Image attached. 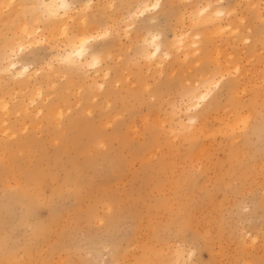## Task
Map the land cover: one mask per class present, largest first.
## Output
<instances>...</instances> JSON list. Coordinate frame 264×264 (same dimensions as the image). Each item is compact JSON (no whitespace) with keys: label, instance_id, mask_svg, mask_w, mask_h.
Instances as JSON below:
<instances>
[{"label":"rangeland","instance_id":"rangeland-1","mask_svg":"<svg viewBox=\"0 0 264 264\" xmlns=\"http://www.w3.org/2000/svg\"><path fill=\"white\" fill-rule=\"evenodd\" d=\"M75 1H76L77 5L79 6V4L84 3L83 1H86V0H75ZM147 1H148V3H152L154 0H147ZM206 1L207 0H160V4L157 8L151 7L149 10L145 11L144 13L139 11V13L137 14V13H135V11L137 9V6L141 5V3H142L141 0H114V1L113 0H94V2L92 0L91 1L92 5L91 4L88 5L85 8V10L82 12L86 13V19H88L87 22L92 24V26H95L97 35L99 34V36L97 37V40L94 44H96L98 47L105 45L104 47L102 46V49H103L101 51L102 55H100L101 60L103 59L102 61H100L96 65L95 64H93L92 66L91 65H84V66H82V68L78 69L76 67H73V68L67 67V65H64L63 63H60L59 61L55 60L56 62H54V64H55L54 66L56 67V73H54L55 75L53 74L54 76L50 75V78H49L50 80H53L55 82V83H53L54 85L50 84L49 79L42 78L41 76H39L41 78L38 77L39 79H37V81H36V79L34 80L33 78H31L32 82L30 84L32 86L30 85L29 87L26 88V90H21V92L17 91V89H16V91H13L15 88H14L12 80L11 79H10L11 81L7 80V79H9L8 76H4L6 78V79L4 78V80H3V78H0V81L1 80L3 81V82L2 81L0 82V88H1L0 89V96H1L0 99L6 98V100H8V102H9L8 106L10 108L7 110V114H6L5 110L4 111L1 110L3 108L0 109V119L2 120V117H4V119L6 118L4 124H5V126H8L9 129H6L5 131L6 132L8 131V133H9V131L13 132V133H11V135H10V133L9 134L6 133L3 130V128L1 129V127L4 124L3 125L0 124V142L3 144H8L9 142H11L10 144H8L6 150L0 147V163L4 162L5 165L9 164L6 168V170H8V172L6 171L8 175L6 174V172H4V174L3 173L1 174V172H0V177L2 175L5 178H7V179L4 178L2 181H0L1 188L8 186L7 187L8 189L3 188V189H6V192L5 191L2 192V189L0 188L1 189L0 190L1 191L0 192V194H1L0 200L5 199L6 201H8L9 199H11V202H10L8 208L6 209V211L4 213L5 224L3 226V232L1 233L2 235L0 236V241L2 239V241L0 242V249H1L0 254H4L7 251L11 250L16 254L15 256L17 258L18 257L21 258L23 255V252L25 250L31 249L34 257H37V260H42L44 255L51 252V257L53 258L54 261H57L59 257L62 258L64 256L62 260L65 264H111V262H109V261H110L111 256H113V255L114 256L119 255L121 257L125 256V260L127 262L133 261L134 256H136L138 254V252H140L141 247H139V245L143 244L146 241H152L154 243L155 248H156L155 249L156 253L160 257L163 255V257H161V258H171L174 256V253L184 250L183 251V258L179 260L178 264H240V263L245 264L246 262L248 263V261L251 260L250 258H252V260H251V262H249V264L250 263L256 264V260H253V258H257L256 256L264 257V232H263L264 231V211H263L264 210L263 209L264 208V198H262V197H264L263 196L264 195V169H263L264 168V155L262 156V154H264V138H263L264 137V134H263L264 133V122H261V120H260L261 118L253 116L254 119L252 118L253 120L251 119L250 120L251 122H249L246 126H244L245 128H242L243 125L241 126V124L237 125V127L236 126L235 127L229 126L228 122L231 119V116L228 115L229 114L228 112H230V111L227 110V106H226V104H227L226 98L228 99V94H229V91L227 88V82L229 80H231V77L233 75H236L235 69L233 67H231L229 69L231 73H229L228 75L224 74V77L221 79V81L218 84L213 85V88H211L212 92L208 95V97L206 99L201 101V103H200L201 105L198 106L197 109L186 110V108L184 106V104H185L184 100H186V98H185L186 97V95H185L186 90L184 88L187 86V84L185 82L184 73L190 71L193 74L192 75L190 73H187V74H189V75H187L188 77L191 76L190 78L192 79L193 84L195 83V81H199L200 83H202L204 81L203 80L204 77L200 75L201 73H203V72H201L202 67L205 66V70L209 71V72L213 71L212 68L214 67L213 60H209L207 58V56L205 55L206 54L205 48L208 49L209 51L211 50V53L213 55H216L215 50L213 48L214 47L217 48L218 46H219L218 48H220V50L223 49L220 51L221 53L219 54V58L221 59V60L219 59L220 64H222L221 62L225 63L226 57H230V56L236 57V58H238L237 60H238V64H239L240 68H242L241 70L244 72L245 71L247 72V75L245 76L246 78L242 77V80L240 82V86H241V88H240L241 93L240 94H241V97L243 98V100L247 101L250 98V95L252 93L251 88L253 87L251 85H254V84L259 85L261 83V78H262L261 77L262 76L261 70L264 67V62H259V60L256 59L257 57H260L261 61L264 60V47H263V45H264V43H263L264 42V40H263L264 39V36H263L264 35V29H263L264 26H261L264 24V16H263L264 15V8H263L264 7V0H244V1L243 0H237V1L236 0H220V1L218 0V2L216 0H210V1H212L210 3L213 7H218V8L220 7V8H226L227 9L230 6L227 9V11L228 10H229V12L230 11L232 12V10L235 11V12L233 11L232 13L230 12V14H228L229 12L226 11L227 16H226V14H224L225 16L223 15L222 20H221L222 23L224 22L223 23L224 25L226 23H228L229 21H238L239 22V19H242V20H240V23L242 22L241 24H244L245 28H247L246 29L247 32L249 31V28H250V32H251L250 34L253 35L252 39L247 40L248 43L244 41L245 43H243V44L242 43L240 44L238 42L234 43L232 40H230L229 36L227 34L229 30L224 29L226 27H223V29H220V31L222 33L218 32L219 34L216 33V34H214V36H211V35L205 36V34L208 31L213 30L210 23H199L198 22L196 24L194 23L193 24L194 26L192 25V23L189 20L192 21L194 18V15L192 13L193 10L190 13H188V10L190 11V9H192L196 5L201 6V5L205 4ZM240 1H241V4H240ZM252 1H253V4L254 3L255 4L249 5L252 3ZM257 2H258V4L256 5ZM15 4L16 5L19 4V5L16 6ZM224 4H226V5H224ZM12 5H14V6H12ZM231 5H232L233 9H231L232 8ZM15 6L17 8H19V9H14V11H16L15 14H13L14 12L10 13L9 14L10 18L8 19V21H5V22L3 20L0 21L1 22L0 23V57H1L0 58L1 59L0 60L1 61L0 66L5 62L4 57H5L7 50H8L6 47L8 46L10 39L18 36L17 30L14 31V29H13L14 25H16V27H17L19 24H21V20H23L22 22H28V24L41 26L40 28L42 31L41 30L38 31L37 34L40 33L38 35H42L47 30V27H45L43 25V22H44L43 20L48 19V17L44 13H42V11L40 10L41 7L38 6V0H14V3L11 4V7L15 8ZM188 6H190V7H188ZM234 6L235 7L237 6V7L235 8ZM248 6H251V7H248ZM6 7L7 6L3 7V9L1 10L2 14H0V16H2L3 14L6 15L10 11L11 7H7V9H4ZM132 7H134V8H132ZM184 9H185V11H184ZM249 9L251 10V12L249 11ZM252 10H253V12H252ZM181 11H182V13H179ZM132 13H135L136 16ZM129 14H130V16H129ZM127 15H128V17H127ZM180 15H182V20L180 18H179L180 20H177L176 18L179 17ZM243 15L245 16V19H243L244 18ZM36 16H38L39 18L35 19ZM238 16L239 17L241 16V17L238 18ZM183 17H185V18H183ZM33 20L35 21V23L33 22ZM177 21H180V22L182 21L181 23L184 22L183 23L184 25H182L181 23L179 24V22L176 23ZM92 22L97 23V25L95 23H92ZM173 22H174V25H173ZM256 22H257V24H256ZM126 23H128V24H126ZM188 23H189L190 27H189ZM125 25H127L129 27L128 28L129 34H128V30H127ZM258 25L261 28H259ZM105 26H107V27H105ZM164 26H166V27H164ZM207 26H208V31L206 29ZM175 27L177 29H180V30H177ZM195 27H196V29H195ZM98 28H99V30H97ZM124 28H126V29H124ZM172 28L174 29L175 32L177 31L178 33H180V32L187 33V31H188V34H190V35L192 33L193 34L198 33V35H200V38L203 42L202 44L200 43V49L198 50V52L196 51L194 53V55H192V57H188L185 59H183L182 57L179 58L177 55L172 56L170 58H166L165 59V65L163 66V70L160 73H157L158 69H155V67L153 65L149 69L145 68L146 65H144L143 63L146 60L144 61V59L141 55L142 54L141 52L143 51V49L146 46H148L150 49H152L153 46L150 45V44H152V42L151 43L148 42V45H147V43L146 42L144 43L142 39L145 37V35L147 38L150 39V37L148 36V35H150L149 33H160L161 34L160 36H162V38H161L162 48L163 49H169V48H171V46H170L171 38L170 37H172L173 32H170V31H173ZM43 29H44V31H43ZM106 29L107 30L109 29V30L107 31ZM114 29H116V30H114ZM260 29L263 31H261ZM101 31H102V33H101ZM105 31H107V32L105 34H103V32H105ZM125 31H127V32H125ZM124 32L127 34H125ZM147 32H149V33H147ZM166 32H167V34H166ZM143 33H145V34H143ZM224 33H226V34H224ZM139 34L143 35L144 37L141 39L142 36L140 35V37H139ZM193 34L191 35L192 37L190 36L191 38L194 37ZM125 35H126V37H125ZM163 35H165V36H163ZM168 36H170V37H168ZM166 37H168V38H166ZM22 39H24V37ZM140 39L142 41H139ZM217 40H219V41H217ZM119 41H120V43L116 44ZM148 41H150V40H148ZM206 41H207V43H206ZM35 42H32V43L27 42L26 43L27 47L25 46L23 48L24 50L16 53V56H15L16 60L18 59L19 61L24 62V63L31 60L29 62H33L34 64H37V66H39L41 64V62L42 63H43V61L45 62V60L48 59V57L46 55L49 56L51 53L49 51L50 49L48 47L47 41L43 38L40 40V42L39 41H37L36 43ZM121 42H122V44H121ZM217 42H219L218 45H216ZM33 43H35V44H33ZM252 44H255L254 45L255 49L253 48ZM28 45H29V47H28ZM125 46H126V48H124ZM206 46H208V47H206ZM235 46L237 49L235 48ZM120 48H123V49H120ZM202 48L204 51L201 50ZM127 49H128V51H127ZM5 50H6V53H5ZM109 51H110V53H112V54H109L110 56L108 55ZM133 51H134V53H133ZM239 51L241 54L239 53ZM105 52H107L106 56L104 55ZM114 52L117 53L118 57L116 56V53H114ZM225 54H226V56H225ZM251 54L253 57L249 56ZM237 55H239V56H237ZM256 55H257V57H256ZM102 56H103V58H102ZM195 56L197 57V61H195L196 60ZM198 56H200V58H198ZM175 57H177V58H175ZM133 59H134V61H133ZM190 62H193V64L191 63L193 66L190 65ZM195 62H198V63H195ZM246 62H248V63H246ZM139 63H141V65ZM180 65H182V66H180ZM198 65L201 69H199L197 67ZM187 66H189V67H187ZM63 67H64V69H63ZM106 67H109L110 73L111 72L112 73L111 74L109 73V76H107V77H104V75H103V77H102V75L99 76L100 74L104 73L103 70ZM152 67H154V68H152ZM186 68H188V70ZM189 68L191 70H189ZM117 69L119 72L117 71ZM170 69L172 70V72L175 71V74L173 72V75H174V77L172 78L173 81L169 82V79H168L169 73L168 72L171 73ZM183 69L186 71H183ZM59 70H61V71H59ZM145 70H147V72H145ZM231 70H233V71H231ZM44 71L45 72H43V73H45L47 76L48 75L47 69H44ZM176 71H177V73H176ZM78 72L81 73V75H79ZM83 72H85V73H83ZM86 72H87V74H86ZM76 73L78 74L77 78L75 77ZM125 73L129 74V75H126ZM3 74H5V73H3V72L1 73V71H0V77H2ZM66 74H68V75H66ZM69 74H70V76H69ZM120 74H121V76H120ZM93 76H94V78H93ZM147 76H149V77H147ZM176 76L178 78H176ZM227 76H228V78H227ZM95 77H97V78H95ZM125 77H129V78H125ZM152 77H154V78H152ZM104 78L107 81H106L105 85L100 86L99 83ZM43 79H44V82L42 81ZM116 79H117V82L115 81ZM143 79H145V80H143ZM70 80H73V81H70ZM124 80H126V81H124ZM161 80H163V82H160ZM68 81H70V82H68ZM114 81H115L116 85H115ZM155 81L157 83L158 82L159 83L155 84L156 83ZM63 82H64V84H63ZM93 82H96V83H93ZM97 82H98V84H97ZM167 82H169V84ZM11 83H12V85H11ZM32 83H34V84H32ZM43 83H45V84H43ZM134 83H138V84H134ZM162 83H165V84L163 85ZM65 84H66V86H64ZM131 84H132V86H131ZM34 85L35 86L38 85V87L41 88V93H38L39 95H37V93H36L37 91L35 92L36 87ZM60 85L62 86V88ZM97 85L99 87H97ZM133 85H135V86H133ZM140 85H145L146 87L145 86L141 87ZM12 86L14 88L13 90H11ZM33 86L35 87V89L32 88ZM128 86H130V87L128 88ZM53 87H55L54 92H52L54 90ZM9 88H10V90H9ZM82 88H83V90H85V93H84V91H82ZM149 88H151V89H149ZM57 89H59V90H57ZM66 89H68V90H66ZM96 89H97V91H96ZM162 89H164L165 91ZM93 90H94V92H93ZM142 90H143V92H142ZM61 91H62V93H60ZM30 92L31 93L35 92V93L32 95ZM55 92H57V93H55ZM76 92H78V93H76ZM13 93H14V95H13ZM152 93H153V95H152ZM181 93H182V95H181ZM16 94L18 95V97ZM142 94H143V96H142ZM44 95H46V97H44ZM48 95H49V97H48ZM62 95H65V97ZM31 96L34 97L35 101L32 103H28V99H26V98H29ZM93 96H95V98H93V100H92L91 98ZM106 96H109V97H106ZM149 96H151V99ZM76 97H78V98H76ZM47 98L53 103H51L50 101L47 102L48 101ZM104 98L106 100L108 99V103H107L108 106H106V104H104V103H106V100ZM56 99L58 100L57 102H56ZM76 99H78V100L76 101ZM85 99L87 102L85 101ZM121 99H122V101H121ZM261 99L262 98H260V99L258 98L257 103L259 105L258 110L261 112V114H263L264 110L261 109V107H260ZM158 100H159L160 104H158L159 103ZM35 102H36V104H35ZM72 102H74V103H72ZM75 102H78V103H75ZM151 103H152V106H151ZM89 104L92 106H90ZM36 105H37V108H36ZM52 105H54L55 107L56 106L57 107L62 106L64 108L68 107L67 112L65 111L66 114L72 113V114L76 115L78 113L79 116L83 117V115H86L90 118V120H92V122L94 121L93 122L94 129H95L94 138L88 139L86 137H82V146H83L82 150L83 151L81 154H77L75 156V159H74L75 165H78L80 167V171L77 174V178L72 180L73 182L72 181L68 182L69 184L67 183L66 185L65 184L62 185L61 181L59 180L58 176L62 173V168L59 166L57 167L54 164L52 165V163H53L52 157H53L54 153L56 152V150L60 149V151L64 152V153H62L63 159H65L67 157L73 158L71 155H74L76 150L74 149V146L72 144H75V143L72 142V144H68L65 146L63 144V140H62V136H61L63 132L61 131L60 133H57V134L55 133V131L58 129L57 127L61 126L62 123L60 125L54 126L55 122L53 119V115L51 113V106ZM178 105H180V106H178ZM166 106H168V107H166ZM208 106L212 107L209 110L211 112H208V121H209L208 123H209L210 128H208L209 126L206 128V126H203V124L200 123L201 122V120H200L201 116L198 117L200 119H196L195 121H192V123L189 122V120L187 122L186 117L193 115V114L197 115V114H199V111L201 109L208 107ZM26 107L28 109H26ZM34 107H35V109H34ZM86 107H89V108H86ZM92 107H93V109H92ZM124 107L126 108L125 110H124ZM216 107H218V108H216ZM221 107H222V109H221ZM24 109H26V110H24ZM171 109H173V110H171ZM180 109H181V111H179ZM39 110H40V112H38ZM83 110H85L87 114L84 113ZM122 110H123V112H121ZM87 111L90 112V114H88ZM108 111H109V113H108ZM154 111H156V112H154ZM1 112L3 115L1 114ZM14 112L16 115L14 114ZM110 112H111V114H110ZM147 112H149V117L145 118L146 117L145 114H147ZM10 113H11V115H10ZM22 113H24V114H22ZM115 113H117V115ZM118 113H120L119 115H121V116H118ZM136 113H137V115H136ZM163 113L167 114L166 119H164L165 115ZM171 113H172V115H171ZM113 114H115L116 117L112 116L113 120L111 122L108 121V122H110V124L107 122L106 123L103 122V121H105L107 116L113 115ZM152 114H154V115H152ZM143 115L145 116L144 118H143ZM155 115H158V118H163V116H164L163 119L167 120V122L164 121L163 119H162V121L160 119L156 120L157 117H155ZM170 115H171V118H170ZM230 115H231V113H230ZM140 117H142V118H140ZM152 117H154V118L151 119ZM209 118H210V120H209ZM36 119H38L39 121ZM52 119H53V121H52ZM8 120H9V122H8ZM12 120H13V122H12ZM179 120L182 122L179 123L178 122ZM59 121H62V120H59ZM159 121H161V123H164V124L161 125ZM158 122L160 125L158 124ZM198 122L200 124H198ZM34 123H37L38 125L36 124L35 125L36 127H35L33 125ZM41 123H43V124H41ZM153 123H154V125H153ZM184 123L186 125H188V124L189 125L186 127H183V126H185ZM150 124L153 126H151ZM40 125H41V127H39ZM52 125H53V127H52ZM133 125H136V126H133ZM170 125H172L173 128H171L172 126H170ZM253 125H254V127H253ZM47 127H49V128L47 129ZM97 127H99V128H97ZM136 127H138V129H139L138 131H137ZM148 127H149V129H147ZM156 127H158V128H156ZM24 128H26V129H24ZM37 128H38V130H37ZM165 128L169 129V130H167V132H166ZM13 129H14V131H13ZM61 129H62V127H59V130H61ZM127 129H129V130H127ZM135 129L138 133L141 129V131H140L141 134L140 133L138 134L139 136L137 135V133H136V135L131 133V131L132 130L134 131ZM209 129L212 131V133ZM214 129H215V131H214ZM22 130H24V131H22ZM26 130H27V132H26ZM233 130H234V132H232ZM237 130H239V132ZM251 130H252V132H251ZM2 131H4V132H2ZM208 131L210 133H208ZM220 131H222V132H220ZM151 133L155 136V138L157 140V143H156L157 147L163 148V150L160 148L159 149L157 148L158 151H155V153H156L155 158H157V160L159 158L160 161H162L164 163L167 162V164L171 165V170L169 172L173 174V176L175 177L176 180H178L177 187H178V189H180L179 194H175V188L174 187L173 188L165 187V189H161V191L159 193H156L154 186H152L153 182H151V181L148 182V178L152 175H153V177L159 176V173L156 172V169L155 170L150 169V171H145L144 167L146 166L147 163H145L143 161H139V160H142V157H140V159L133 157V155L135 154L134 153L135 149L140 146V143L142 141L148 139L150 137ZM132 134H133V137L131 136ZM227 134H229V135H227ZM258 134H260V135H258ZM15 135L17 138L15 137ZM28 135L29 136L32 135V136L29 137ZM256 135H258V136H256ZM19 136H24L25 140L21 141V142L17 141ZM116 136L118 139L116 138ZM9 137H11V138H9ZM45 137H47V138H45ZM51 137L53 139L54 138L55 139L53 140ZM200 137H202V138H200ZM208 137H210V139ZM237 137H240V139ZM169 138L170 139L172 138L173 141L171 139L172 142H170ZM188 138H189V140H188ZM235 138H237L238 140H236ZM35 139H37V142ZM45 139H46V141H45ZM93 139H94V142H93ZM100 139H101V142L99 141ZM105 139L107 142L105 141ZM196 139H197V141H196ZM199 139H200V141H199ZM11 140H14V141H11ZM55 140H56V144H55V142H53ZM258 140H261V141H258ZM28 141H29V143H28ZM38 141L40 143H38ZM51 141H52V144H51ZM95 141H96V143H95ZM194 141H196V143H200V144L201 143H205V145L207 144L206 145V151L208 150V152H205V156L203 158L198 159V160L191 159L192 156L189 153V151L190 152L192 151L191 143H193ZM12 142H14V144ZM211 142L214 146L210 145ZM35 144H37V145H35ZM171 144H173V145H171ZM208 145H210L211 147H209ZM20 146H22V147L20 148ZM257 146H259V147H257ZM242 148H243V150H242ZM257 148H259V149L256 150ZM25 149H26V151H25ZM40 149L44 152V156L46 158L44 160V162H46V163L43 162L44 164L42 166V169L44 171V176L41 177V180L39 182V184H40L39 189L41 188V190H38L36 192V196H35L36 197L35 203L36 204L39 203V205L35 204L33 207H27L26 203L23 200H20V199L16 200V199H13L11 197H12V194L16 190L19 189V187H17L18 189L16 188L17 182H18L17 186L22 187L23 186L22 184H24V185L27 184V181L29 179V175H32L36 172L37 166H36V161L34 159L36 158ZM222 149H223V151H222ZM174 150H176V151H174ZM151 151H152V149H151ZM172 151H174V152H172ZM184 151H185V153H184ZM258 151L259 152L261 151L260 152L261 154ZM13 152L17 153V154H15V156L17 155V157L12 155ZM48 152L50 153V155ZM144 152L147 153L146 150ZM157 152H159V153H157ZM169 152H171V153H169ZM23 153H25V154H23ZM27 153H29L28 156H27ZM67 153H69V155ZM252 153L254 155H252ZM22 154L25 155L26 158L24 156L20 157V155H22ZM168 154H169V156H168ZM184 154H185V156H182ZM1 155H2V157H1ZM258 155L260 157H258ZM10 157L11 158L13 157V158L11 159ZM215 157H216V159H215ZM6 158L9 159L10 163H9L8 159H6ZM107 158H109L113 161L112 166L109 165ZM132 158H134V159L131 160ZM253 158L255 159V161ZM20 159H22V160H20ZM6 160H7V162H6ZM11 160H13V161H11ZM201 160H202V163H201ZM215 160H217V161H215ZM225 160H227V161H225ZM125 161H126V163H125ZM186 161H188V162H186ZM199 161H200V164H199ZM205 161H207V162H205ZM211 161H212V163H211ZM22 162H23L24 167L27 166L23 170H22V168H24V167H22ZM47 162H49V163H47ZM217 162H218V164H216ZM118 163H119V165H118ZM226 163H227V165H226ZM251 163H252V166H251ZM123 164H125V165H123ZM259 164H260V166H259ZM11 165L14 167H12ZM18 165H19L20 169L18 168ZM50 165H52V166H50ZM65 165H66V169L72 167L71 162H67ZM201 165L202 166L204 165V166L202 167ZM216 165H217V167H216ZM235 165H236V167H235ZM53 166L56 169H54ZM123 166H125V167L127 166V167L125 169H123ZM28 167H29V169H28ZM45 167H46V169H45ZM155 167H157V164L155 165ZM201 167L203 169H201ZM11 168H12V170H11ZM233 168L235 170L234 172L232 171ZM13 169H15L14 170L15 174L13 173L14 172ZM219 169H221V170H219ZM227 169L228 170L231 169V170L228 172ZM238 169H239V171H238ZM52 170H53V172L55 171L54 173H57V174L56 175L51 174L50 172H52ZM255 170H257V171H255ZM27 171H28V173H27ZM88 171H90V172H88ZM109 171H111V172H109ZM203 171H205V172H203ZM29 172H33V173H29ZM236 172H238V173H236ZM25 173H27L29 175H27ZM228 173H231L232 175L228 174ZM235 173L238 175H236ZM257 173H259V174H257ZM19 174H21V176L17 177ZM22 174L24 176H22ZM113 174L115 175V177L113 176ZM118 174H119V176H118ZM25 175L28 176V178H26ZM52 175H55V176H52ZM168 175H170V174L168 173ZM234 176H235V178L237 176L238 177L235 179ZM240 176H241L242 180L240 179ZM55 177H56V180H54ZM162 177H163V175H162ZM253 177L255 178V180ZM1 178H3V177H1ZM116 178H117V180H116ZM217 178H219V179L217 180ZM105 179H106L107 183L105 182ZM234 180H235V182H234ZM222 181H223V185L221 184ZM103 182H105V183H103ZM231 182H232V185H231ZM252 182H254V183H252ZM14 183H16V184H14ZM261 183H263V184H261ZM9 185L13 186V188L9 187ZM31 185H34V183ZM228 186L229 187L231 186V187L229 188ZM206 187H208V189ZM15 188H16V190H15ZM51 188H53L54 190L52 189L53 191H51ZM149 188H150V190H149ZM198 188H199V190H197ZM232 188H234V189H232ZM146 189H148L149 191ZM216 189H217V191H216ZM56 190H57V192H56ZM203 190H205V191H203ZM200 191L201 192L203 191V192L201 193ZM86 192H87V196H86ZM213 192H214V194H213ZM239 192H241V193H239ZM38 193H39V195H38ZM168 193H170V194H168ZM190 193L192 195H190ZM196 193H198V194H196ZM3 194H4V196H3ZM6 194L8 195V197H6L7 196ZM71 194H74L75 197ZM231 194H233V195H231ZM166 195H170L172 197V199L168 202V207L165 209L164 208L155 209V206H153V204L156 201V199H158L159 196H160L159 199L162 197H166ZM196 195L198 198L196 197ZM220 195H221V197H219ZM258 196H260V197L258 198ZM217 197H218V199H216ZM254 197H255V199H254ZM260 198H262V199H260ZM5 200H4V202H6ZM77 200H79V201H77ZM220 200H222V201H220ZM44 201H45V203H44ZM80 201L82 204L80 203ZM233 201H234V203H233ZM17 202H18V204H17ZM135 202H136V205H135ZM207 202L209 203L208 205H207ZM210 202H212L213 205L210 204ZM20 203L22 205H20ZM119 203H121V206ZM187 203H189V204H187ZM55 204L59 207L58 209H56L57 206ZM107 204L109 206H106ZM147 204L149 206H152L149 210H147V207H146ZM13 205H14V207H13ZM19 205L22 206L21 209H20ZM51 205H52V207H51ZM72 205L75 207H72ZM133 205H134V207H133ZM218 205H219V208H218ZM39 206H41V207H39ZM180 206H181V208H180ZM11 207H13V209H11ZM15 207H17V208H15ZM9 208H10V212H8V214H7L6 212L8 211ZM18 209H19V212H18ZM142 209H143V211H142ZM194 209H195V212H194ZM217 209L220 211H218ZM11 210L14 211L15 213L12 212ZM205 210H208V211H205ZM62 211L65 213H63ZM133 211H138L141 213L143 212L142 215L140 214V216L142 218V223L140 225H138L139 221L135 218ZM11 212H12V214H11ZM193 212H194V214H193ZM168 213H170V214H168ZM212 213H213V215H212ZM214 213L215 214L217 213V214L215 215ZM14 214H16V215H14ZM55 214L59 215L60 217L62 216L61 218H58L59 219V225L63 224L61 226H63V228H65L64 229L65 231L62 233V236H61L60 234H56V227H54L55 231H53L51 233L50 238H49V242H44V241L40 242L38 240V239L42 238L40 231L42 230V228L45 225H47L50 222L52 216ZM109 214L114 215L116 217L119 215L118 216L119 218L115 219L111 224H108L107 223V216ZM9 215H11V216L9 217ZM174 215H176L177 217ZM178 215H180V216H178ZM7 216H8V218H6ZM120 216H121V218H120ZM64 217H66V218H64ZM149 217L153 221V223H152V224H154L153 225V227H154L153 231L155 232L156 238L152 236V229L145 224V223H147V220ZM180 217H181V219H180ZM199 217L200 218L203 217V218L200 219ZM209 217L216 218L215 219L216 221L213 220L212 218L209 219ZM98 218H99V220H98ZM190 219L191 220L193 219L192 220L193 222H191ZM206 219H209V220L206 221ZM12 220H14V221L12 222ZM173 220H174V222H171ZM117 221L119 223H116ZM163 221H165V222H163ZM179 221L180 222L185 221L184 223L186 225L181 227L179 224ZM172 223H174V224H172ZM257 223H260V224L257 225ZM164 224L165 225L167 224V225L164 227ZM170 226H172V227L170 228ZM195 226H197V227H195ZM174 227L176 229H174ZM161 230H162V232H161ZM179 230H180V232H179ZM259 230H261V231H259ZM30 231H32V233ZM181 232L183 234H181ZM70 233H71V236H70ZM253 233L257 236V238L252 241L251 237H252V235H254ZM196 234H198V235H196ZM15 236H17L18 238ZM29 236H30V238L28 239ZM159 236H163V238H160ZM203 236H206V237H203ZM249 236H251V237H249ZM58 239H59V242L56 245L55 242H57ZM14 240H15V242H14ZM165 240H167L166 241L167 243L165 242ZM239 240H241V241H239ZM35 241H37V242H35ZM249 241H250V243H249ZM9 242H10V245L8 244ZM62 242H64V243H62ZM111 244H112V246H111ZM113 245H115V246H113ZM204 245H208V246H204ZM15 246H16V250H15ZM209 246H211V247H209ZM5 247H7V248H5ZM18 248H19V250H18ZM37 248H39V252L35 253V250ZM56 248L58 251L56 250ZM243 248L246 249L247 253H243ZM177 249H181V250H177ZM174 251H176V252H174ZM112 253H113V255H112ZM243 256H244V258H243ZM245 256L247 257V259L245 258Z\"/></svg>","mask_w":264,"mask_h":264},{"label":"bare ground","instance_id":"bare-ground-1","mask_svg":"<svg viewBox=\"0 0 264 264\" xmlns=\"http://www.w3.org/2000/svg\"><path fill=\"white\" fill-rule=\"evenodd\" d=\"M91 1L92 0H86V1H83L84 3H82V4H79V6L77 5V3H76V1L75 0H38V6H40L41 7V11H42V13H44L47 17H48V19H46V20H43L44 22H43V25L45 26V27H47V30L45 31V33H43L42 35H38V34H40V33H38L37 34V32L38 31H40L41 30V26H39V25H33V24H28V22H22L23 20H21V24H19L17 27H16V25H14L13 27V29H14V31L15 30H17V34H18V36L17 37H13V38H11L10 39V41H9V43H8V46L6 47L8 50H7V53H6V50H5V53H6V55H5V62L0 66V71H1V73L3 72V73H5V74H3V76L2 77H0V78H3V80H4V76H8L9 77V79H7V80H12V82H13V85H14V88H13V86H12V89L11 90H13V91H16V89H17V91H20L21 92V90H26V88L27 87H29L31 84V78H33L34 80L36 79V81H37V79H39V78H47V79H49L50 78V75H52V76H54L55 74L54 73H56V67L54 66L55 64H54V62H56L55 60H57V61H59L60 63H63L64 65H67V67H71V68H73V67H76V68H78V69H80V68H82V66H84V65H93V64H97V63H99L100 61H102L101 60V57H100V55H102V46L104 47L105 45H102V46H97L96 44H94L95 42H96V40H97V37L99 36V34L97 35V32H96V27L95 26H92V24H90V23H88L87 21H88V19H86V13H84V12H82V11H84L85 10V8L88 6V5H90L91 4ZM114 1V0H113ZM217 2H218V0H216ZM220 1V0H219ZM237 1V0H236ZM235 1V2H236ZM244 1V0H243ZM93 2H94V0H93ZM92 2V3H93ZM141 5H138L137 6V9H136V11H135V13H139V11L140 12H145V11H147V10H149L151 7H153V8H157L158 6H159V4H160V0H154L152 3H148V1L147 0H141ZM205 2V1H204ZM210 2H212V1H210V0H207L206 1V3L205 4H203V5H201V6H195V7H193L192 9H190V11L188 10V13H190V12H192V10H193V15H194V18H193V20L191 21V20H189L191 23H192V25L195 23H210V25L212 26V28H213V30L212 31H208V26H207V33L205 34V36L207 35V36H214V34H219L218 32H221L220 31V29H223V27H226V28H224L225 30L226 29H228L229 31H228V36H229V39L230 40H232L234 43L235 42H238V43H245V42H247V40H251L252 39V36L253 35H251L250 33V28H249V31L247 32V28H245V26H244V24H241L240 23V20H242V19H239V22L238 21H229L228 23H226L225 25L222 23V17H223V15L224 14H226V11H227V9L230 7H228L227 9L226 8H218V7H213L212 5H211V3ZM251 2V1H250ZM12 3H14V0H0V14H2V9H3V7H5V6H7V7H11V4ZM215 3V2H214ZM230 3V2H229ZM240 4H241V1H240ZM239 4V5H240ZM255 4V3H254ZM253 4V1H252V3L251 4H249V5H254ZM258 4V2L256 3V5ZM16 5V4H15ZM17 5H19V4H17ZM16 5V6H17ZM92 5V4H91ZM136 5V4H135ZM195 5V4H194ZM193 5V6H194ZM224 5H226V4H224ZM233 5V4H232ZM232 5H231V7H232ZM238 5V6H239ZM12 6H14V5H12ZM15 6V8L14 7H11L10 8V11L5 15V14H3L2 16H0V21H8V19L10 18V16H9V14L10 13H13V14H15V12L16 11H14V9H19V8H17ZM31 6V5H30ZM111 6V5H110ZM167 6V5H166ZM221 6V5H220ZM247 6V5H246ZM245 6V7H246ZM7 7L6 8H4V9H7ZM186 7V6H185ZM184 7V8H185ZM188 7H190V6H188ZM235 7V6H234ZM237 7V6H236ZM235 7V8H236ZM248 7H251V6H248ZM253 7V6H252ZM262 7V6H261ZM132 8H134V7H132ZM264 8V7H263ZM24 9V8H23ZM22 9V10H23ZM183 9V8H182ZM189 9V8H188ZM231 9H233V7L231 8ZM261 9V8H260ZM167 10V9H166ZM133 11V10H132ZM184 11H185V9H184ZM234 10H232V12H233ZM248 11V10H247ZM249 11L251 12V10L249 9ZM255 11V10H254ZM40 12V11H39ZM227 12H229V10L227 11ZM231 12V11H230ZM230 12L228 13V14H230ZM231 12V13H232ZM235 12V11H234ZM244 12V11H243ZM252 12H253V10H252ZM258 12V11H257ZM127 13V12H126ZM135 13H132V14H134L135 16H136V14ZM179 13H182V11L181 12H179ZM191 13V14H192ZM125 14V13H124ZM160 14V13H159ZM235 14V13H234ZM186 15V14H185ZM232 15V14H231ZM129 16H130V14H129ZM133 16V15H132ZM165 16V15H164ZM163 16V17H164ZM178 16V15H177ZM190 16V15H189ZM188 16V17H189ZM225 16V15H224ZM226 16H227V14H226ZM236 16V15H235ZM244 16V15H243ZM249 16V15H248ZM257 16V15H256ZM264 16V15H263ZM262 16V17H263ZM127 17H128V15H127ZM134 17V16H133ZM230 17V16H229ZM228 17V18H229ZM241 17V16H240ZM239 16H238V18H240ZM39 17L38 16H36L35 17V19H38ZM132 18V17H131ZM172 18V17H171ZM182 20V15H180L179 17H177L176 19L177 20H180V19ZM183 18H185V17H183ZM190 18V17H189ZM237 18V19H238ZM23 19V18H22ZM243 19H245V16H244V18ZM134 20V19H133ZM153 20V19H152ZM12 21V20H11ZM37 21V20H36ZM90 21V20H89ZM101 21V20H100ZM99 21V22H100ZM130 21V20H129ZM259 21V20H258ZM33 22L35 23V21L33 20ZM175 22V21H174ZM174 22H173V25H174ZM179 22V24L182 22H180V21H177L176 23H178ZM1 23V22H0ZM92 23H95V22H92ZM104 23V22H103ZM184 23V22H183ZM183 23H181L182 25H184ZM190 23V24H191ZM262 23V22H261ZM12 24V23H11ZM18 24V23H17ZM96 25H97V23H95ZM102 24V23H101ZM111 24V23H110ZM113 24V23H112ZM126 24H128V23H126ZM178 24V25H179ZM247 24V23H246ZM245 24V25H246ZM256 24H257V22H256ZM33 25V26H32ZM94 25V24H93ZM166 25V24H165ZM188 25H189V23H188ZM260 25V24H259ZM259 25H258V27H259ZM116 26V25H115ZM126 26V28H127V30H128V34H129V27L127 26V25H125ZM194 26V25H193ZM202 26V25H201ZM253 26V25H252ZM256 26V25H255ZM261 26H264V24L263 25H261ZM105 27H107V26H105ZM109 27V26H108ZM164 27H166V26H164ZM189 27H190V25H189ZM200 27V26H199ZM203 27V26H202ZM257 27V26H256ZM117 28V27H116ZM126 28H124V29H126ZM176 28V27H175ZM211 28V29H212ZM259 28H261V27H259ZM161 29V28H160ZM173 29V28H172ZM177 29V28H176ZM190 29V28H189ZM188 29V30H189ZM195 29H196V27H195ZM210 29V30H211ZM264 29V28H263ZM97 30H99V28L97 29ZM107 30V29H106ZM109 30V29H108ZM107 30V31H108ZM114 30H116V29H114ZM177 30H180V29H177ZM261 30V29H260ZM42 31V30H41ZM43 31H44V29H43ZM107 31H105V32H103V34H105ZM153 31V30H152ZM159 31V30H158ZM166 31V30H165ZM169 31V30H168ZM183 31V30H182ZM187 31V30H186ZM261 31H263V30H261ZM100 32V31H99ZM125 32H127V31H125ZM124 32V33H125ZM151 32V31H150ZM170 32H173L172 33V37H170V36H168V37H170L171 38V44H170V46H171V48H169V49H163L162 48V43H161V38H162V36H160L161 34L160 33H149V32H147V33H149L150 35H148L149 37H150V39L149 38H147L146 37V35H145V37L143 36V35H141V34H139V37H140V35L142 36L141 37V39L143 40V42L145 43H147V45H148V42L149 43H151L152 42V44H150V45H152L153 46V48L152 49H150L148 46H146L144 49H143V51L141 52L142 54V57H143V59H144V61L146 62H144L143 64L144 65H146L145 66V68H147V69H149L152 65L155 67V69H158V72L157 73H160V72H162V70H163V66L165 65V59L166 58H170V57H172V56H175V55H177L179 58L180 57H182L183 59H185V58H188V57H192V55H194V53L197 51L198 52V50L200 49V43L202 44L203 42H202V40H201V38H200V35H198V33H192L193 35H194V37L196 38H191L192 36V34L190 35V34H188V31H187V33H185V32H180V33H178L177 31L175 32L174 31V29H173V31H170ZM195 32V31H194ZM224 32V31H223ZM101 33H102V31H101ZM100 33V34H101ZM162 33V32H161ZM222 33V32H221ZM125 34H127V33H125ZM143 34H145V33H143ZM163 34V33H162ZM166 34H167V32H166ZM224 34H226V33H224ZM2 36V35H1ZM163 36H165V35H163ZM191 36V37H190ZM217 36V35H216ZM257 36V35H256ZM264 36V35H263ZM24 37V39H22ZM125 37H126V35H125ZM168 37H166V38H168ZM199 37V38H198ZM218 37V36H217ZM260 37V36H259ZM45 39L46 41H47V44H48V47H49V51L51 52L50 53V55L48 56V55H46L47 57H48V59H46L45 60V62L43 61V63L41 62V64L39 65V66H37V64H34L33 62H29V61H31V60H29L28 62H26V63H24V62H21V61H19L18 59L16 60V58H15V56H16V53H18V52H21L22 50H24L23 48L26 46V43L27 42H29V43H32V42H37V41H39L40 42V40L41 39ZM219 38V37H218ZM120 39V38H119ZM139 40V41H142V40ZM225 39V38H224ZM148 40H150V41H148ZM221 40V39H220ZM264 40V39H263ZM44 41V40H43ZM105 41V40H104ZM103 41V42H104ZM204 41V40H203ZM217 41H219V40H217ZM245 41V42H244ZM35 42V43H36ZM101 42V41H100ZM213 42V41H212ZM252 42V41H251ZM35 43H33V44H35ZM45 43V42H44ZM120 43V41L118 42V43H116V44H119ZM206 43H207V41H206ZM218 43L219 42H217V44L216 45H218ZM231 43V42H230ZM248 43V42H247ZM253 43V42H252ZM264 43V42H263ZM121 44H122V42H121ZM120 44V45H121ZM205 44V43H204ZM30 45V44H29ZM29 45H28V47H29ZM129 45V44H128ZM149 45V46H150ZM210 45V44H209ZM253 45V48H254V45L255 44H252ZM263 45V44H262ZM130 46V45H129ZM128 46V47H129ZM169 46V45H168ZM27 47V46H26ZM47 47V46H46ZM127 47V48H128ZM206 47H208V46H206ZM219 47V46H218ZM216 48V47H214L213 49L215 50V53H216V55H213L212 53H211V50L209 51L208 49H206L205 48V51H206V56H207V58L209 59V60H213V64H214V67L212 68L213 69V71H211V72H209V71H206L205 70V66H203L202 67V70H201V72H203V73H201L200 75L201 76H203L204 77V81L202 82V83H200L199 81H195V83L193 84L192 83V79L190 78V77H188L187 75H189V74H187V73H190V74H192L190 71L189 72H186V73H184V76H185V82H186V84H187V86L184 88L185 90H186V92H185V95H186V100H184L185 101V104H184V106H185V108H186V110H189V109H197V107L198 106H200L201 104V101H203L204 99H206L207 97H208V95L212 92L211 91V88H213V85H216V84H218L220 81H221V79L224 77V74H229V73H231L230 72V68L231 67H233L234 69H235V72H236V75H233L232 77H231V80H229L228 82H227V88H228V91H229V94H228V99L226 98V100H227V104H226V106H227V110H229L230 112H228L229 114V116H231V119L229 120V122H228V124H229V126L230 127H237V125H239V124H241V126L243 125V127L242 128H245L244 126H246L249 122H251L250 120L253 118L254 119V117H259V118H261L260 120H261V122H264V113L263 114H261V112L258 110L259 109V105H258V103H257V99L259 98H262L261 99V102H260V107H261V109H263L264 110V67L262 68V72H261V74H262V78H261V83L259 84V85H251V86H253L252 88H251V95H250V98L246 101V100H243V98L241 97V86H240V82H241V80H242V77L244 78L246 75H247V72L245 71H242L241 69L242 68H240V66H239V64H238V58H236V57H232V56H230V57H226L225 58V63H223V62H221L222 64H220V61H219V54L221 53L220 51L221 50H223V49H221L220 50V48ZM222 47V46H221ZM234 47V46H233ZM248 47V46H247ZM263 47H264V45H263ZM124 48H126V46L124 47ZM130 48V47H129ZM235 48H236V46H235ZM120 49H123V48H120ZM230 49V48H229ZM234 49V48H233ZM237 49V48H236ZM255 49V48H254ZM126 50V49H125ZM202 51H204L203 50V48L201 49ZM250 50V49H249ZM112 51V50H111ZM124 51V50H123ZM127 51H128V49H127ZM213 51V50H212ZM227 51V50H226ZM47 52V51H46ZM108 52V51H107ZM107 52H105V56L107 55ZM225 52V51H224ZM242 52V51H241ZM258 52V51H257ZM256 52V53H257ZM114 53H116V52H114ZM123 53V52H122ZM133 53H134V51H133ZM214 53V52H213ZM227 53V52H226ZM239 53H240V51H239ZM255 53V54H256ZM109 54H112V53H110V51H109V53H108V55ZM138 54V53H137ZM200 54V53H199ZM204 54V53H203ZM224 54V53H223ZM222 54V55H223ZM231 54V53H230ZM241 54V53H240ZM247 54V53H246ZM139 55V54H138ZM140 55V56H141ZM31 56V55H30ZM45 56V57H46ZM110 56V55H109ZM112 56V55H111ZM116 56H117V53H116ZM130 56V55H129ZM139 56V57H140ZM225 56H226V54H225ZM237 56H239V55H237ZM249 56H252V54L251 55H249ZM248 56V57H249ZM118 57V56H117ZM141 57V58H142ZM253 57V56H252ZM255 57V56H254ZM256 57H257V55H256ZM1 58V57H0ZM102 58H103V56H102ZM112 58V57H111ZM175 58H177V57H175ZM195 58H196V60L195 61H197V57L195 56ZM198 58H200V56H198ZM206 58V59H207ZM121 59V58H120ZM139 59V58H138ZM256 59H258L259 60V62H264V60L263 61H261V58L260 57H257ZM1 60V59H0ZM41 60V59H40ZM128 60V59H127ZM136 60V59H135ZM181 60V59H180ZM194 60V59H193ZM221 60V59H220ZM248 60V59H247ZM132 61V60H131ZM133 61H134V59H133ZM143 61V60H142ZM1 62V61H0ZM129 62V61H128ZM168 62V61H167ZM194 62V61H193ZM193 62H190V65H192L193 64ZM211 62V61H210ZM240 62V61H239ZM173 63V62H172ZM192 63V64H191ZM195 63H198V62H195ZM194 63V64H195ZM208 63V62H207ZM246 63H248V62H246ZM113 64V63H112ZM140 65H141V63H139ZM180 64V63H179ZM124 65V64H123ZM167 65V64H166ZM189 65V66H190ZM196 65V64H195ZM212 65V64H211ZM263 65V64H262ZM130 66V65H129ZM134 66V65H133ZM180 66H182V65H180ZM189 66H187V67H189ZM193 66V65H192ZM88 67V66H87ZM86 67V68H87ZM154 67H152V68H154ZM199 69H201L200 67H199V65L197 66ZM262 67V66H261ZM151 68V69H152ZM44 69H47V73H48V75L46 76V74L45 73H43V72H45L44 71ZM60 69V68H59ZM63 69H64V67H63ZM62 69V70H63ZM88 69V68H87ZM144 69V68H143ZM154 69V70H155ZM173 69V68H172ZM180 69V68H179ZM185 69V68H184ZM183 69V71H186V70H184ZM187 70H188V68H186ZM259 69V68H258ZM66 70V69H65ZM68 70V69H67ZM124 70V69H123ZM171 70V69H170ZM169 70V71H170ZM189 70H191L190 68H189ZM248 70V69H247ZM59 71H61V70H59ZM84 71V70H83ZM86 71V70H85ZM99 71V70H98ZM102 71V70H101ZM104 73L103 74H100L99 76H101L102 75V77H103V75H104V77H107V76H109V73H110V68L109 67H106L104 70ZM117 71H118V69H117ZM149 71V70H148ZM182 71V72H183ZM231 71H233V70H231ZM81 72V71H80ZM119 72V71H118ZM144 72V71H143ZM145 72H147V70H145ZM174 72V74H175V71H173ZM173 72H172V70H171V73L170 72H168L169 74V82L170 81H173L172 80V78L174 77V75H173ZM59 73V72H58ZM82 73V72H81ZM81 73H79L78 72V74L79 75H81ZM83 73H85V72H83ZM89 73V72H88ZM95 73V72H94ZM98 73V72H97ZM102 73V72H101ZM112 73V72H111ZM110 73V74H111ZM123 73V72H122ZM176 73H177V71H176ZM234 73V72H233ZM54 74V75H53ZM78 74L76 73V75H75V77L77 78L78 77ZM86 74H87V72H86ZM126 74V73H125ZM149 74V73H148ZM162 74V73H161ZM199 74V73H198ZM260 74V75H261ZM66 75H68V74H66ZM126 75H129V74H126ZM125 75V76H126ZM131 75V74H130ZM193 75V74H192ZM39 76H41V77H39ZM69 76H70V74H69ZM74 76V75H73ZM120 76H121V74H120ZM135 76V75H134ZM198 76V75H197ZM196 76V77H197ZM200 76V77H201ZM39 77V78H38ZM67 77V76H66ZM147 77H149V76H147ZM52 78V77H51ZM55 78V77H54ZM93 78H94V76H93ZM95 78H97V77H95ZM125 78H129V77H125ZM124 78V79H125ZM145 78V77H144ZM152 78H154V77H152ZM163 78V77H162ZM161 78V79H162ZM176 78H178L177 76H176ZM198 78V77H197ZM227 78H228V76H227ZM246 78V77H245ZM6 79V78H5ZM67 79V78H66ZM114 79V78H113ZM112 79V80H113ZM157 79V78H156ZM10 80V81H11ZM69 80V79H68ZM76 80V79H75ZM143 80H145V79H143ZM152 80V79H151ZM165 80V79H164ZM2 81V80H1ZM0 81V82H1ZM41 81V80H40ZM43 82H44V79L42 80ZM41 81V82H42ZM49 81H50V84L52 85L53 83H55L53 80H50L49 79ZM52 81V82H51ZM70 81H73V80H70ZM70 81H68V82H70ZM97 81V80H96ZM106 79L104 78L100 83H99V85L100 86H103V85H105V83H106ZM116 82H117V79L115 80ZM115 81H114V83H115ZM124 81H126V80H124ZM3 82V81H2ZM57 82V81H56ZM86 82V81H85ZM156 82V81H155ZM160 82H163V80H161ZM169 82H167L168 84H169ZM93 83H96V82H93ZM129 83V82H128ZM147 83V82H146ZM159 83V82H158ZM157 82L155 83V84H158ZM166 83V82H165ZM165 83H162L163 85L165 84ZM2 84V83H1ZM10 84V83H9ZM32 84H34V83H32ZM43 84H45V83H43ZM60 84V83H59ZM63 84H64V82H63ZM67 84V83H66ZM66 84L64 85V86H66ZM97 84H98V82H97ZM134 84H138V83H134ZM152 84V83H151ZM250 84V83H249ZM11 85H12V83H11ZM54 85V84H53ZM58 85V84H57ZM90 85V84H89ZM96 85V84H95ZM115 85H116V83H115ZM118 85V84H117ZM128 85V84H127ZM150 85V84H149ZM181 85V84H180ZM242 85V84H241ZM32 86V85H31ZM35 86V85H34ZM32 87V88H34L35 89V87H36V90H35V92L37 93V95H39L38 93H41V88L40 87H38V85L37 86H35V87ZM61 86V85H60ZM73 86V85H72ZM94 86V85H93ZM124 86V85H123ZM131 86H132V84H131ZM133 86H135V85H133ZM141 87L142 86H145V85H140ZM154 86V85H153ZM162 86V85H161ZM168 86V85H167ZM96 87V86H95ZM97 87H99L98 85H97ZM126 87V86H125ZM130 86H128V88H129ZM146 87V86H145ZM144 87V88H145ZM148 87V86H147ZM182 87V86H181ZM11 88V87H10ZM10 88H9V90H10ZM44 88V87H43ZM54 88V90L52 91V92H54L55 91V87H53ZM61 88H62V86H61ZM66 88V87H65ZM64 88V89H65ZM70 88V87H69ZM81 88V87H80ZM79 88V89H80ZM155 88V87H154ZM153 88V89H154ZM179 88V87H178ZM1 89V88H0ZM63 89V90H64ZM71 89V88H70ZM77 89V88H76ZM87 89V88H86ZM136 89V88H135ZM140 89V88H139ZM149 89H151V88H149ZM183 89V90H184ZM3 90V89H2ZM57 90H59V89H57ZM66 90H68V89H66ZM133 90V89H132ZM144 90V89H143ZM143 90H142V92H143ZM161 90V89H160ZM162 90H164V89H162ZM227 90V89H226ZM244 90V89H243ZM79 91V90H78ZM82 91H84V93H85V90H83V88H82ZM96 91H97V89H96ZM165 91V90H164ZM9 92V91H8ZM34 92V93H35ZM51 92V91H50ZM65 92V91H64ZM90 92V91H89ZM93 92H94V90H93ZM134 92V91H133ZM149 92V91H148ZM152 92V91H151ZM10 93V92H9ZM15 93V92H14ZM14 93H13V95H14ZM27 93V92H26ZM31 93V92H30ZM34 93H31L32 95L34 94ZM55 93H57V92H55ZM60 93H62V91L60 92ZM76 93H78V92H76ZM80 93V92H79ZM96 93V92H95ZM166 93V92H165ZM23 94V93H22ZM28 94V93H27ZM30 94V95H31ZM48 94V93H47ZM64 94V93H63ZM139 94V93H138ZM17 95V94H16ZM52 95V94H51ZM79 95V94H78ZM77 95V96H78ZM88 95V94H87ZM146 95V94H145ZM152 95H153V93H152ZM151 95V96H152ZM155 95V94H154ZM158 95V94H157ZM181 95H182V93H181ZM248 95V94H247ZM62 96H64L65 97V95H62ZM73 96V95H72ZM142 96H143V94H142ZM151 96H149L150 97V99H151ZM168 96V95H167ZM1 97V96H0ZM5 97V96H4ZM8 97V96H7ZM14 97V96H13ZM17 97H18V95H17ZM37 97V96H36ZM44 97H46V95H44ZM48 97H49V95H48ZM52 97V96H51ZM75 97V96H74ZM73 97V98H74ZM87 97V96H86ZM106 97H109V96H106ZM157 97V96H156ZM173 97V96H172ZM210 97V96H209ZM40 98V97H39ZM60 98V97H59ZM76 98H78V97H76ZM81 98V97H80ZM91 98V97H90ZM93 98H95V96H93L91 99L93 100ZM122 98V97H121ZM145 98V97H144ZM143 98V99H144ZM155 98V97H154ZM176 98V97H175ZM26 99H28V103H32V102H34L35 101V99H34V97H29V98H26ZM48 99V98H47ZM68 99V98H67ZM105 99V98H104ZM157 99V98H156ZM155 99V100H156ZM163 99V98H162ZM178 99V98H177ZM1 101H0V109L1 108H3V109H1L2 111H6V114H7V110L8 109H10L9 108V106H8V100H6V98H2V99H0ZM39 100V99H38ZM78 99H76V101H77ZM106 100V99H105ZM182 100V99H181ZM44 101V100H43ZM50 100L48 99V101L47 102H49ZM53 101V100H52ZM58 100L56 99V102H57ZM66 101V100H65ZM72 101V100H71ZM84 101V100H83ZM85 101H86V99H85ZM121 101H122V99H121ZM165 101V100H164ZM163 101V102H164ZM180 101V100H179ZM211 101V100H210ZM215 101V100H214ZM213 101V102H214ZM15 102V101H14ZM51 102V101H50ZM55 102V101H54ZM87 102V101H86ZM89 102V101H88ZM150 102V101H149ZM158 102H159V100H158ZM170 102V101H169ZM51 103H53V102H51ZM72 103H74V102H72ZM75 103H78V102H75ZM82 103V102H81ZM107 103H108V99L106 100V103H104V104H106V106H108L107 105ZM178 103V102H177ZM184 103V102H183ZM182 103V104H183ZM212 103V102H211ZM216 103V102H215ZM35 104H36V102H35ZM66 104V103H65ZM85 104V103H84ZM87 104V103H86ZM154 104V103H153ZM157 104V103H156ZM158 104H160V102L158 103ZM179 104V103H178ZM15 105V104H14ZM31 105V104H30ZM62 105V104H61ZM60 105V106H61ZM90 105V104H89ZM155 105V104H154ZM181 105V104H180ZM180 105H178V106H180ZM59 106V105H58ZM65 106V105H64ZM90 106H92V105H90ZM89 106V107H90ZM151 106H152V103H151ZM150 106V107H151ZM174 106V105H173ZM183 106V105H182ZM183 106V107H184ZM11 107V106H10ZM72 107V106H71ZM70 107V108H71ZM89 107H86V108H89ZM101 107V106H100ZM148 107V106H147ZM146 107V108H147ZM155 107V106H154ZM166 107H168V106H166ZM204 107V106H203ZM23 108V107H22ZM25 108V107H24ZM31 108V107H30ZM36 108H37V105H36ZM43 108V107H42ZM105 108V107H104ZM110 108V107H109ZM108 108V109H109ZM156 108V107H155ZM174 108V107H173ZM177 108V107H176ZM184 108V109H185ZM212 107H210V106H208V107H205V108H203V109H201L200 111H199V114H193V115H190V116H188V117H186L187 118V122H188V120H189V122H191L192 123V121H195L196 119H200V118H198L199 116H201V122L200 123H202L203 124V126H206V128L209 126V121H208V112H211V111H209L210 109H211ZM215 108V107H214ZM216 108H218V107H216ZM26 109H28L27 107H26ZM26 109H24V110H26ZM33 109V108H32ZM34 109H35V107H34ZM50 109V108H49ZM85 109V108H84ZM92 109H93V107H92ZM126 108L124 107V110H125ZM139 109V108H138ZM157 109V108H156ZM221 109H222V107H221ZM14 110V109H13ZM67 110H68V107H55L54 105H52L51 106V113H52V115H53V119H54V126L55 125H60L61 123H62V125L61 126H59V127H62V129L61 130H59V127H57L58 129L55 131V133L57 134V133H60L61 131L63 132L62 133V140H63V144L66 146V145H68V144H72V142L73 143H75V144H72L73 146H74V149L76 150L75 151V153H74V155H71L73 158H69V157H67V158H65V159H63V156H62V153H64L63 151H60V149H58V150H56V152L54 153V155H53V157H52V165L54 164L55 166H59V167H61L62 168V173L58 176V178H59V180L61 181V184L62 185H66L68 182H70V181H72V180H74V179H76L77 178V174L79 173V171H80V167L78 166V165H75V162H74V159H75V156L77 155V154H81L82 153V149H83V146H82V137H86V138H88V139H92V138H94V136H95V129H94V125H93V122H92V120H90V118L88 117V116H86V115H83V117L82 116H79V114L77 115H75V114H72V113H69V114H66L65 113V111L67 112ZM89 110V109H88ZM104 110V109H103ZM117 110V109H116ZM151 110V109H150ZM149 110V111H150ZM158 110V109H157ZM171 110H173V109H171ZM22 111V110H21ZM36 111V110H35ZM44 111V110H43ZM42 111V112H43ZM46 111V110H45ZM82 111V110H81ZM80 111V112H81ZM84 111V113H86V111L85 110H83ZM90 111V110H89ZM114 111V110H113ZM119 111V110H118ZM147 111V110H146ZM145 111V112H146ZM161 111V110H160ZM179 111H181V109L179 110ZM213 111V110H212ZM38 112H40V110L38 111ZM88 112V111H87ZM117 112V111H116ZM121 112H123V110L121 111ZM154 112H156V111H154ZM153 112V113H154ZM158 112V111H157ZM162 112V111H161ZM169 112V111H168ZM21 113V112H20ZM36 113V112H35ZM45 113V112H44ZM75 113V112H74ZM108 113H109V111H108ZM165 113V112H164ZM163 113V114H164ZM213 113V112H212ZM230 113H231V115H230ZM1 114H2V112H1ZM14 114H15V112H14ZM22 114H24V113H22ZM32 114V113H31ZM42 114V113H41ZM83 114V113H82ZM87 114V113H86ZM88 114H90V112H88ZM105 114V113H104ZM103 114V115H104ZM110 114H111V112H110ZM116 115H117V113H115ZM115 114H113V115H109V116H107V118L105 119V121H103L104 123H109L110 124V122L113 120L112 119V116H115L116 117V115ZM120 113H118V116H121V115H119ZM148 114V115H147ZM147 114H145L146 115V117L143 115V118L145 117V118H147V117H149V112H147ZM161 114V113H160ZM3 115V114H2ZM1 115V116H2ZM10 115H11V113H10ZM16 115V114H15ZM34 115V114H33ZM40 115V114H39ZM43 115V114H42ZM102 115V116H103ZM136 115H137V113H136ZM152 115H154V114H152ZM165 115V118H164V116H163V118L164 119H166V115L167 114H164ZM171 115H172V113H171ZM171 115H170V118H171ZM213 115V114H212ZM8 116V115H7ZM6 116V117H7ZM20 116V115H19ZM32 116V115H31ZM48 116V115H47ZM151 116V115H150ZM254 116V117H253ZM9 117V116H8ZM114 117V118H115ZM155 117H157L156 118V120H161L162 121V119L163 118H158V115H155ZM13 118V117H12ZM11 118V119H12ZM16 118V117H15ZM105 118V117H104ZM139 118V117H138ZM140 118H142V117H140ZM154 117H152L151 119H153ZM6 119V118H5ZM5 119H4V117H2V120L0 121V124L1 125H3L4 124V122H5ZM20 119V118H19ZM18 119V120H19ZM27 119V118H26ZM40 119V118H39ZM43 119V118H42ZM53 119H52V121H53ZM163 119V120H164ZM175 119V118H174ZM252 119V120H253ZM14 120V119H13ZM13 120H12V122H13ZM28 120V119H27ZM36 120H38V119H36ZM47 120V119H46ZM59 120H64L63 122L62 121H59ZM146 120V119H145ZM155 120V119H154ZM209 120H210V118H209ZM228 120V119H227ZM39 121V120H38ZM45 121V120H44ZM49 121V120H48ZM96 121V120H95ZM108 121H110V122H108ZM144 121V120H143ZM161 121H159L160 122V124L162 125V124H164V123H161ZM164 121H166L167 122V120H164ZM163 121V122H164ZM173 121V120H172ZM219 121V120H218ZM8 122H9V120H8ZM145 122V121H144ZM159 122H158V124H159ZM174 122V121H173ZM179 123L180 122H182V121H178ZM258 122V121H257ZM26 123V122H25ZM190 123V124H191ZM196 123V122H195ZM199 122H198V124H200ZM30 124V123H29ZM37 123H34L33 125L35 126ZM41 124H43V123H41ZM46 124V123H45ZM44 124V125H45ZM157 124V125H158ZM159 124V125H160ZM168 124V123H167ZM185 124V123H184ZM183 124V125H184ZM194 124V123H193ZM214 124V123H213ZM251 124V123H250ZM17 125V124H16ZM15 125V126H16ZM26 125V124H25ZM38 125V124H37ZM96 125V124H95ZM127 125V124H126ZM132 125V124H131ZM148 125V124H147ZM151 125V124H150ZM153 125H154V123H153ZM153 125H151V126H153ZM182 125V126H183ZM189 125V124H188ZM188 125H186L185 124V126H183V127H186V126H188ZM216 125V124H215ZM252 125V124H251ZM4 126V127H3ZM2 127H1V129L3 128V130L5 131L6 129H9L8 128V126H5V124L3 125ZM46 126V125H45ZM133 126H136V125H133ZM139 126V125H138ZM170 126H172V125H170ZM181 126V127H182ZM213 126V125H212ZM24 127V126H23ZM36 127V126H35ZM38 127V126H37ZM39 127H41V125L39 126ZM38 127V128H39ZM51 127V126H50ZM52 127H53V125H52ZM55 127V128H56ZM103 127V126H102ZM147 127V126H146ZM252 127V126H251ZM253 127H254V125H253ZM259 127V126H258ZM15 128V127H14ZM38 128H37V130H38ZM49 127H47V129H48ZM97 128H99V127H97ZM156 128H158V127H156ZM171 128H173V126L171 127ZM208 128H210V126L208 127ZM212 128V127H211ZM214 128V127H213ZM224 128V127H223ZM226 128V127H225ZM239 128V127H238ZM241 128V127H240ZM24 129H26V128H24ZM109 129V128H108ZM136 129H137V131L139 130L138 129V127H136ZM136 129L133 131H131V133H133L134 135H136V133H137V135L140 133L141 134V129H140V131H139V133L136 131ZM147 129H149V127L147 128ZM166 129V128H165ZM164 129V130H165ZM183 129V128H182ZM228 129V128H227ZM232 129V128H231ZM19 130V129H18ZM33 130V129H32ZM41 130V129H40ZM127 130H129V129H127ZM167 130H169V129H166L165 131L167 132ZM204 130V129H203ZM210 130V129H209ZM246 130V129H245ZM261 130V129H260ZM4 131H2V132H4ZM13 131H14V129H13ZM22 131H24V130H22ZM31 131V130H30ZM211 131V130H210ZM214 131H215V129H214ZM230 131V130H229ZM238 132H239V130H237ZM244 131V130H243ZM254 131V130H253ZM6 132V131H5ZM20 132V131H19ZM26 132H27V130H26ZM41 132V131H40ZM47 132V131H46ZM49 132V131H48ZM115 132V131H114ZM198 132V131H197ZM203 132V131H202ZM220 132H222V131H220ZM232 132H234V130L232 131ZM251 132H252V130H251ZM6 133H8V131L6 132ZM9 133H10V135H11V133H13V132H11V131H9ZM8 133V134H9ZM38 133V132H37ZM36 133V134H37ZM130 133V132H129ZM130 133V134H131ZM199 133V132H198ZM201 133V132H200ZM208 133H210L209 131H208ZM211 133H212V131H211ZM231 133V132H230ZM248 133V132H247ZM263 133V132H262ZM15 134V133H14ZM22 134V133H21ZM27 134V133H26ZM46 134V133H45ZM44 134V135H45ZM100 134V133H99ZM112 134V133H111ZM133 134L131 135L132 137H133ZM173 134V133H172ZM183 134V133H182ZM191 134V133H190ZM216 134V133H215ZM264 134V133H263ZM262 134V135H263ZM17 135V134H16ZM16 135H15V137H16ZM23 135V134H22ZM50 135V134H49ZM124 135V134H123ZM199 135V134H198ZM220 135V134H219ZM227 135H229V134H227ZM247 135V134H246ZM258 135H260V134H258ZM258 135H256V136H258ZM13 136V135H12ZM29 136V135H28ZM27 136V137H28ZM30 136H32V135H30ZM29 136V137H30ZM34 136V135H33ZM118 136V135H117ZM117 136H116V138H117ZM126 136V135H125ZM124 136V137H125ZM139 136V135H138ZM187 136V135H186ZM192 136V135H191ZM195 136V135H194ZM209 136V135H208ZM218 136V135H217ZM216 136V137H217ZM226 136V135H225ZM245 136V135H244ZM55 137V136H54ZM115 137V136H114ZM130 137V136H129ZM180 137V136H179ZM193 137V136H192ZM234 137V136H233ZM263 137V136H262ZM3 138V137H2ZM8 138V137H7ZM9 138H11V137H9ZM17 138V137H16ZM34 138V137H33ZM45 138H47V137H45ZM52 138V137H51ZM109 138V137H108ZM112 138V137H111ZM115 138V139H116ZM159 138V137H158ZM177 138V137H176ZM200 138H202V137H200ZM209 139H210V137H208ZM212 138V137H211ZM214 138V137H213ZM224 138V137H223ZM237 138H239L240 139V137H237ZM237 138H235L236 140H238ZM264 138V137H263ZM31 139V138H30ZM39 139V138H38ZM53 139V138H52ZM51 139V140H52ZM55 139V138H54ZM53 139V140H54ZM57 139V138H56ZM110 139V138H109ZM118 139V138H117ZM141 139V138H140ZM172 139V138H171ZM171 139L169 138V140H170V142H172L173 141V139H172V141H171ZM175 139V138H174ZM186 139V138H185ZM198 139V138H197ZM197 139H196V141H197ZM206 139V138H205ZM234 139V140H235ZM258 139V138H257ZM25 140V137L24 136H19L18 137V139H17V141H19V142H21V141H24ZM32 140V139H31ZM36 140V142H37V139H35ZM58 140V139H57ZM135 140V139H134ZM188 140H189V138H188ZM203 140V139H202ZM11 141H14V140H11ZM33 141V140H32ZM45 141H46V139H45ZM100 142H101V139L99 140ZM103 141V140H102ZM105 141H106V139H105ZM196 141H194L193 143H191V146H192V151L190 152L189 151V153L191 154V159H196V160H198V159H200V158H203L204 156H205V152H208V150L206 151V145H205V143H196ZM199 141H200V139H199ZM258 141H261V140H258ZM31 142V141H30ZM35 142V143H36ZM44 142V141H43ZM49 142V141H48ZM53 142H55V144H56V140L55 141H53ZM59 142V141H58ZM93 142H94V139H93ZM107 142V141H106ZM123 142V141H122ZM241 142V141H240ZM11 142H9L8 144H10ZM13 144H14V142H12ZM28 143H29V141H28ZM38 143H40L39 141H38ZM50 143V142H49ZM95 143H96V141H95ZM98 143V142H97ZM157 140H156V138H155V136L151 133V135H150V137L148 138V139H146V140H144V141H142L141 143H140V146L139 147H137L136 149H135V154L133 155V157H135V158H139L140 159V157H142V160H139V161H143V162H145V163H147L146 164V166L144 167V169H145V171H150V169H156V172L157 173H159V176H156V177H153V175L152 176H150L149 178H148V182H153V185L152 186H154V189L156 190V193H159L160 191H161V189H165V187H169V188H175V194H179L180 193V189H178V187H177V184H178V180H176L175 179V177L173 176V174L172 173H170L169 171L171 170V165H169V164H167V162L166 163H164V162H162V161H160V159L158 158V160H157V158H155V156H156V153H155V151H158V149L160 148H158L157 147ZM208 143V142H207ZM246 143V142H245ZM8 144H3V143H1L0 142V147L1 148H3V149H5L6 150V148H7V146H8ZM16 144V143H15ZM25 144V143H24ZM51 144H52V141H51ZM60 144V143H59ZM180 144V143H179ZM178 144V145H179ZM242 144V143H241ZM259 144V143H258ZM29 145V144H28ZM35 145H37V144H35ZM171 145H173V144H171ZM210 145H213L212 144V142H211V144ZM210 145H208L209 147H211ZM225 145V144H224ZM12 146V145H11ZM24 146V145H23ZM43 146V145H42ZM45 146V145H44ZM77 146V147H76ZM176 146V145H175ZM214 146V145H213ZM22 146H20V148H21ZM69 147V146H68ZM240 147V146H239ZM253 147V146H252ZM257 147H259V146H257ZM28 148V147H27ZM31 148V147H30ZM38 148V147H37ZM48 148V147H47ZM66 148V147H65ZM158 148V149H157ZM213 148V147H212ZM256 148V147H255ZM263 148V147H262ZM51 149V148H50ZM73 149V150H74ZM151 149H152V151H151ZM160 149H162L163 150V148L161 147ZM185 149V148H184ZM208 149V148H207ZM210 149V148H209ZM259 148H257L256 150H258ZM31 150V149H30ZM33 150V149H32ZM99 150V149H98ZM116 150V149H115ZM146 150V152L147 153H145L144 151ZM180 150V149H179ZM186 150V149H185ZM188 150V149H187ZM240 150V149H239ZM238 150V151H239ZM242 150H243V148H242ZM261 150V149H260ZM19 151V150H18ZM25 151H26V149H25ZM24 151V152H25ZM29 151V150H28ZM45 151V150H44ZM92 151V150H91ZM123 151V150H122ZM160 151V150H159ZM174 151H176V150H174ZM174 151H172V152H174ZM212 151V150H211ZM222 151H223V149H222ZM6 152V151H5ZM35 152V151H34ZM33 152V153H34ZM54 152V151H53ZM179 152V151H178ZM214 152V151H213ZM243 152V151H242ZM241 152V153H242ZM259 152V151H258ZM257 152V153H258ZM261 152V151H260ZM259 152V153H260ZM22 153V152H21ZM30 153V152H29ZM29 153H27V156H28V154ZM49 153V152H48ZM52 153V152H51ZM116 153V152H115ZM129 153V152H128ZM157 153H159V152H157ZM169 153H171V152H169ZM183 153V152H182ZM184 153H185V151H184ZM188 153V152H187ZM244 153V152H243ZM256 153V152H255ZM15 154H17V153H15V152H13V154L12 155H14L15 156ZM23 154H25V153H23ZM20 155V157L21 156H24L25 157V155ZM32 154V153H31ZM68 155H69V153H67ZM91 154V153H90ZM225 154V153H224ZM261 154V153H260ZM259 154V155H260ZM49 155H50V153H49ZM92 155V154H91ZM94 155V154H93ZM212 155V154H211ZM246 155V154H245ZM252 155H254L253 153H252ZM258 155V157H260ZM264 154H262V156H263ZM19 156V155H18ZM48 156V155H47ZM168 156H169V154H168ZM182 156H185V154L184 155H182ZM210 156V155H209ZM1 157H2V155H1ZM15 157H17V155L15 156ZM162 157V156H161ZM160 157V158H161ZM167 157V156H166ZM247 157V156H246ZM245 157V158H246ZM5 158V157H4ZM11 158V157H10ZM13 158V157H12ZM11 158V159H12ZM26 158V157H25ZM188 158V157H187ZM6 159H8V158H6ZM28 159V158H27ZM46 158H45V156H44V152L40 149L39 150V153L37 154V156H36V158L34 159L35 161H36V172L34 173V174H32V175H29V174H27L28 173V171H27V173H25V174H27V175H29V179H28V181H27V184H22L23 186L22 187H20V186H17V184H18V182H17V184L16 183H14V184H16V188L17 187H19V189L18 190H16V188H15V192L12 194V197L11 198H13V199H16V200H23L25 203H26V206L27 207H33L36 203H35V201H36V192L38 191V190H41V188L39 189V182H40V180H41V177L42 176H44V171H43V169H42V166H43V164L44 163H46V162H44V160H45ZM120 159V158H119ZM127 159V158H126ZM134 158H132L131 160H133ZM163 159V158H162ZM209 159V158H208ZM215 159H216V157H215ZM249 159V158H248ZM254 159V158H253ZM19 160V159H18ZM20 160H22V159H20ZM24 160V159H23ZM31 160V159H30ZM122 160V159H121ZM188 160V159H187ZM234 160V159H233ZM244 160V159H243ZM8 161H9V159H8ZM11 161H13V160H11ZM26 161V160H25ZM107 161H108V163H109V165L110 166H112L113 165V161L111 160V159H109V158H107ZM127 161V160H126ZM126 161H125V163H126ZM215 161H217V160H215ZM225 161H227V160H225ZM229 161V160H228ZM254 161H255V159H254ZM258 161V160H257ZM6 162H7V160H6ZM44 162V163H43ZM67 162H71V168H68V169H66V163ZM132 162V161H131ZM186 162H188V161H186ZM205 162H207V161H205ZM210 162V161H209ZM208 162V163H209ZM9 163H10V161H9ZM28 163V162H27ZM26 163V164H27ZM31 163V162H30ZM47 163H49V162H47ZM201 163H202V160H201ZM211 163H212V161H211ZM240 163V162H239ZM254 163V162H253ZM260 163V162H259ZM7 164V163H6ZM25 164V163H24ZM157 164V167H155V165ZM199 164H200V161H199ZM215 164V163H214ZM216 164H218V162L216 163ZM263 164V163H262ZM9 165V164H8ZM8 165H5V163L3 162V163H0V172H1V174L3 173L4 174V172H8V170H6V168H7V166ZM13 165V164H12ZM11 165V166H12ZM28 165V164H27ZM52 165H50V166H52ZM99 165V164H98ZM118 165H119V163H118ZM123 165H125V164H123ZM127 165V164H126ZM205 165V164H204ZM203 165V166H204ZM211 165V164H210ZM226 165H227V163H226ZM234 165V164H233ZM239 165V164H238ZM250 165V164H249ZM47 166V165H46ZM49 166V167H50ZM202 166V165H201ZM202 166V167H203ZM251 166H252V163H251ZM259 166H260V164H259ZM12 167H14V166H12ZM22 167H24L23 166V162H22ZM25 167H27V166H25ZM25 167L24 168H22V170L23 169H25ZM54 167V166H53ZM109 167V166H108ZM118 167V166H117ZM127 167V166H126ZM125 166H123V169H125L126 168ZM201 167V169H203ZM216 167H217V165H216ZM235 167H236V165H235ZM241 167V166H240ZM239 167V168H240ZM262 167V166H261ZM18 168L20 169V167H19V165H18ZM44 168V167H43ZM51 168V167H50ZM49 168V169H50ZM215 168V167H214ZM220 168V167H219ZM242 168V167H241ZM28 169H29V167H28ZM35 169V168H34ZM33 169V170H34ZM45 169H46V167H45ZM54 169H56L55 167H54ZM119 169V168H118ZM216 169V168H215ZM224 169V168H223ZM264 169V168H263ZM10 170V169H9ZM11 170H12V168H11ZM10 170V171H11ZM15 169H13V171H14ZM206 170V169H205ZM218 170V169H217ZM216 170V171H217ZM219 170H221V169H219ZM231 170V169H230ZM230 170H228L227 169V171L229 172ZM50 171V170H49ZM58 171V170H57ZM120 171V170H119ZM200 171V170H199ZM232 171L234 172L235 170H234V168L232 169ZM238 171H239V169H238ZM255 171H257V170H255ZM7 172H6V174H7ZM21 172V171H20ZM46 172V171H45ZM55 172V171H54ZM53 172V170H52V172H50L51 174H57V173H54ZM61 172V171H60ZM88 172H90V171H88ZM109 172H111V171H109ZM113 172V171H112ZM152 172V171H151ZM203 172H205V171H203ZM14 174H15V171L13 172ZM29 173H33V172H29ZM84 173V172H83ZM140 173V172H139ZM153 173V172H152ZM168 173L170 174V175H168ZM221 173V172H220ZM236 173H238V172H236ZM235 173V174H236ZM240 173V172H239ZM244 173V172H243ZM5 174V175H6ZM13 174V175H14ZM101 174V173H100ZM120 174V173H119ZM119 174H118V176H119ZM228 174H231V173H228ZM254 174V173H253ZM257 174H259V173H257ZM261 174V173H260ZM8 175V174H7ZM6 175V176H7ZM55 175H52V176H55ZM142 175V174H141ZM145 175V174H144ZM162 175H163V177H162ZM216 175V174H215ZM232 175V174H231ZM236 175H238V174H236ZM242 175V174H241ZM255 175V174H254ZM21 176V174H19L17 177H20ZM22 176H24L23 174H22ZM26 176V175H25ZM51 176V175H50ZM105 176V175H104ZM113 176L115 177V175L113 174ZM134 176V175H133ZM132 176V177H133ZM214 176V175H213ZM222 176V175H221ZM224 176V175H223ZM1 177H3V178H1ZM1 179H0V181H2L5 177L4 176H2L1 175ZM131 177V176H130ZM238 177V176H237ZM236 177V178H237ZM12 178V177H11ZM24 178V177H23ZM26 178H28V176H26ZM25 178V179H26ZM113 178V177H112ZM118 178V177H117ZM117 178H116V180H117ZM147 178V177H146ZM145 178V179H146ZM214 178V177H213ZM234 178H235V176H234ZM235 178V179H236ZM246 178V177H245ZM244 178V179H245ZM252 178V177H251ZM254 178V177H253ZM5 179H7V178H5ZM15 179V178H14ZM80 179V178H79ZM103 179V178H102ZM107 179V178H106ZM106 179H105V182H106ZM219 178H217V180H218ZM229 179V178H228ZM231 179V178H230ZM240 179H241V176H240ZM22 180V179H21ZM27 180V179H26ZM54 180H56V177H55V179ZM58 180V179H57ZM189 180V179H188ZM192 180V179H191ZM190 180V181H191ZM199 180V179H198ZM227 180V179H226ZM242 180V179H241ZM240 180V181H241ZM252 180V179H251ZM254 180H255V178H254ZM92 181V180H91ZM100 181V180H99ZM108 181V180H107ZM229 181V180H228ZM227 181V182H228ZM231 181V180H230ZM262 181V180H261ZM9 182V181H8ZM15 182V181H14ZM26 182V181H25ZM73 182V181H72ZM98 182V181H97ZM105 182H103V183H105ZM109 182V181H108ZM205 182V181H204ZM215 182V181H214ZM234 182H235V180H234ZM249 182V181H248ZM256 182V181H255ZM21 183V182H20ZM34 183V185H31V184H33ZM49 183V182H48ZM82 183V182H81ZM80 183V184H81ZM107 183V182H106ZM189 183V182H188ZM187 183V184H188ZM238 183V182H237ZM241 183V182H240ZM252 183H254V182H252ZM8 184V183H7ZM69 184V183H68ZM109 184V183H108ZM107 184V185H108ZM191 184V183H190ZM222 185H223V181H222V183H221ZM261 184H263V183H261ZM1 185V184H0ZM74 185V184H73ZM103 185V184H102ZM213 185V184H212ZM230 185V184H229ZM231 185H232V182H231ZM235 185V184H234ZM243 185V184H242ZM257 185V184H256ZM3 186V185H2ZM72 186V185H71ZM244 186V185H243ZM248 186V185H247ZM254 186V185H253ZM8 186H6V187H2L1 188V186H0V188L2 189V192L3 191H5L6 192V189H8L7 188ZM9 187H12L13 188V186H10L9 185ZM41 187V186H40ZM51 187V186H50ZM209 187V186H208ZM208 187H206L207 189H208ZM225 187V186H224ZM229 187V186H228ZM231 187V186H230ZM229 187V188H230ZM3 188H6V189H3ZM130 188V187H129ZM151 188V187H150ZM150 188H149V190H150ZM188 188V187H187ZM212 188V187H211ZM210 188V189H211ZM243 188V187H242ZM0 189V190H1ZM10 189V188H9ZM53 188H51V191H53L52 190ZM63 189V188H62ZM72 189V188H71ZM74 189V188H73ZM88 189V188H87ZM232 189H234V188H232ZM237 189V188H236ZM11 190V189H10ZM64 190V189H63ZM146 190H148V189H146ZM148 190V191H149ZM154 190V191H155ZM182 190V189H181ZM197 190H199V188L197 189ZM196 190V191H197ZM240 190V189H239ZM14 191V190H13ZM45 191V190H44ZM49 191V190H48ZM47 191V192H48ZM72 191V190H71ZM129 191V190H128ZM131 191V190H130ZM195 191V192H196ZM203 191H205V190H203ZM202 191V192H203ZM216 191H217V189H216ZM235 191V190H234ZM233 191V192H234ZM249 191V190H248ZM256 191V190H255ZM1 192V191H0ZM12 192V191H11ZM56 192H57V190H56ZM151 192V191H150ZM201 192V191H200ZM201 192V193H202ZM212 192V191H211ZM236 192V191H235ZM244 192V191H243ZM250 192V191H249ZM121 193V192H120ZM144 193V192H143ZM199 193V192H198ZM198 193H196V194H198ZM219 193V192H218ZM217 193V194H218ZM239 193H241V192H239ZM248 193V192H247ZM251 193V192H250ZM60 194V193H59ZM70 194V193H69ZM127 194V193H126ZM148 194V193H147ZM168 194H170V193H168ZM210 194V193H209ZM213 194H214V192H213ZM216 194V195H217ZM221 194V193H220ZM230 194V193H229ZM236 194V193H235ZM234 194V195H235ZM238 194V193H237ZM258 194V193H257ZM256 194V195H257ZM1 195V194H0ZM7 195V194H6ZM38 195H39V193H38ZM71 195H73L74 196V194H71ZM77 195V194H76ZM85 195V194H84ZM143 195V194H142ZM190 195H192L191 193H190ZM201 195V194H200ZM231 195H233V194H231ZM253 195V194H252ZM255 195V196H256ZM3 196H4V194H3ZM81 196V195H80ZM79 196V197H80ZM83 196V195H82ZM86 196H87V192H86ZM89 196V195H88ZM147 196V195H146ZM215 196V195H214ZM264 196V195H263ZM6 197H8V195L6 196ZM10 197V196H9ZM46 197V196H45ZM75 197V196H74ZM84 197V196H83ZM127 197V196H126ZM129 197V196H128ZM157 197V196H156ZM160 197V196H159ZM159 197H158V199H156V201L154 202V204H153V206H155V209H157V208H167L168 207V202L172 199V197L170 196V195H166V197H162V198H160L159 199ZM191 197V196H190ZM195 197V196H194ZM196 197H197V195H196ZM219 197H221V195L219 196ZM253 197V196H252ZM260 196H258V198H259ZM43 198V197H42ZM56 198V197H55ZM67 198V197H66ZM81 198V197H80ZM86 198V197H85ZM121 198V197H120ZM198 198V197H197ZM214 198V197H213ZM231 198V197H230ZM262 198H264V197H262ZM262 198H260V199H262ZM4 199V198H3ZM7 199V198H6ZM76 199V198H75ZM122 199V198H121ZM120 199V200H121ZM130 199V198H129ZM183 199V198H182ZM196 199V198H195ZM194 199V200H195ZM216 199H218V197L216 198ZM227 199V198H226ZM254 199H255V197H254ZM5 200V199H4ZM4 200H0V236L2 235L1 233L3 232V226H4V224H5V218H4V213H5V211H6V209L8 208V206H9V204H10V202H11V199H9L8 201H6V202H4ZM74 200V199H73ZM80 200V199H79ZM79 200H77V201H79ZM84 200V199H83ZM147 200V199H146ZM184 200V199H183ZM205 200V199H204ZM214 200V199H213ZM223 200V199H222ZM222 200H220V201H222ZM225 200V199H224ZM257 200V199H256ZM50 201V200H49ZM48 201V202H49ZM59 201V200H58ZM76 201V202H77ZM191 201V200H190ZM219 201V202H220ZM61 202V201H60ZM74 202V201H73ZM105 202V201H104ZM103 202V203H104ZM122 202V201H121ZM124 202V201H123ZM195 202V201H194ZM214 202V201H213ZM263 202V201H262ZM44 203H45V201H44ZM51 203V202H50ZM59 203V202H58ZM80 203H81V201H80ZM117 203V202H116ZM127 203V202H126ZM233 203H234V201H233ZM17 204H18V202H17ZM82 204V203H81ZM120 204V206H121V203H119ZM187 204H189V203H187ZM209 203L207 202V205H208ZM210 204H212V202H210ZM222 204V203H221ZM256 204V203H255ZM259 204V203H258ZM15 205V204H14ZM14 205H13V207H14ZM20 205H22L21 203H20ZM19 205V206H20ZM36 205H39V203L38 204H36ZM41 205V204H40ZM56 205V204H55ZM59 205V204H58ZM85 205V204H84ZM118 205V204H117ZM135 205H136V202H135ZM192 205V204H191ZM213 205V204H212ZM216 205V204H215ZM17 206V205H16ZM25 206V205H24ZM42 206V205H41ZM41 206H39V207H41ZM57 206V205H56ZM106 206H109L108 204L106 205ZM186 206V205H185ZM188 206V205H187ZM217 206V205H216ZM13 207H11V209H13ZM21 207L22 206H20V209H21ZM45 207V206H44ZM50 207V206H49ZM51 207H52V205H51ZM72 207H75V206H73L72 205ZM71 207V208H72ZM103 207V206H102ZM131 207V206H130ZM133 207H134V205H133ZM144 207V206H143ZM147 210H149L152 206H149L148 204H147ZM192 207V206H191ZM258 207V206H257ZM15 208H17V207H15ZM24 208V207H23ZM43 208V207H42ZM46 208V207H45ZM59 207L57 206V208L56 209H58ZM104 208V207H103ZM102 208V209H103ZM109 208V207H108ZM107 208V209H108ZM180 208H181V206H180ZM187 208V207H186ZM185 208V209H186ZM189 208V207H188ZM198 208V207H197ZM205 208V207H204ZM207 208V207H206ZM218 208H219V205H218ZM110 209V208H109ZM193 209V208H192ZM203 209V208H202ZM212 209V208H211ZM264 209V208H263ZM16 210V209H15ZM55 210V209H54ZM154 210V209H153ZM213 210V209H212ZM218 210V209H217ZM256 210V209H255ZM254 210V211H255ZM12 211V210H11ZM22 211V210H21ZM20 211V212H21ZM57 211V210H56ZM75 211V210H74ZM142 211H143V209H142ZM146 211V210H145ZM144 211V212H145ZM156 211V210H155ZM185 211V210H184ZM191 211V210H190ZM200 211V210H199ZM198 211V212H199ZM205 211H208V210H205ZM218 211H220V210H218ZM264 211V210H263ZM8 212H10V208L8 209V211L6 212L7 214H8ZM12 212H14V211H12ZM12 212H11V214H12ZM18 212H19V209H18ZM25 212V211H24ZM63 212V211H62ZM69 212V211H68ZM67 212V213H68ZM99 212V211H98ZM169 212V211H168ZM181 212V211H180ZM194 212H195V209H194ZM194 212H193V214H194ZM213 212V211H212ZM15 213V212H14ZM63 213H65V212H63ZM143 213V212H142ZM142 213L141 212H138V211H133V214L135 215V218L139 221V223H138V225H140L141 223H142V218H141V216H140V214L142 215ZM178 213V212H177ZM176 213V214H177ZM182 213V212H181ZM186 213V212H185ZM192 213V212H191ZM207 213V212H206ZM219 213V212H218ZM258 213V212H257ZM100 214V213H99ZM168 214H170V213H168ZM175 214V213H174ZM179 214V213H178ZM192 214V215H193ZM215 214V213H214ZM217 214V213H216ZM215 214V215H216ZM14 215H16V214H14ZM13 215V216H14ZM64 215V214H63ZM186 215V214H185ZM191 215V216H192ZM197 215V214H196ZM212 215H213V213H212ZM214 215V216H215ZM6 216V215H5ZM11 215H9V217H10ZM18 216V215H17ZM43 216V215H42ZM67 216V215H66ZM77 216V215H76ZM119 216V215H118ZM116 217V216H114V215H111V214H109L108 216H107V223L108 224H111L115 219H117V218H119V217ZM174 216H176V215H174ZM178 216H180V215H178ZM183 216V215H182ZM181 216V217H182ZM190 216V217H191ZM206 216V215H205ZM208 216V215H207ZM220 216V215H219ZM62 217V216H61ZM59 215H57V214H55V215H53L52 216V218H51V220H50V222L47 224V225H45L43 228H42V230L40 231L41 232V235H42V238L41 239H38L40 242L41 241H44V242H49V238H50V235H51V233L53 232V231H55V228L54 227H56V234H60L61 236H62V233L65 231L64 229L65 228H63V226H61V225H63V224H61V225H59V219L58 218H61ZM170 217V216H169ZM168 217V218H169ZM177 217V216H176ZM181 217H180V219H181ZM6 218H8V216L6 217ZM12 218V217H11ZM44 218V217H43ZM64 218H66V217H64ZM69 218V217H68ZM120 218H121V216H120ZM200 218V217H199ZM203 218V217H202ZM202 218H200V219H202ZM210 218H212V217H209V219ZM220 218V217H219ZM218 218V219H219ZM145 219V218H144ZM167 219V218H166ZM178 219V218H177ZM179 219V220H180ZM209 219H206V221H208ZM213 220H215L216 218H212ZM8 220V219H7ZM69 220V219H68ZM98 220H99V218H98ZM101 220V219H100ZM191 220V219H190ZM193 220V219H192ZM191 220V222H193ZM11 221V220H10ZM14 220H12V222H13ZM136 221V220H135ZM167 221V220H166ZM176 221V220H175ZM200 221V220H199ZM212 221V220H211ZM216 221V220H215ZM257 221V220H256ZM259 221V220H258ZM98 222V221H97ZM159 222V221H158ZM163 222H165V221H163ZM169 222V221H168ZM171 222H174V220L173 221H171ZM185 221H179V224H180V226L181 227H183V226H185L186 224L184 223ZM116 223H119L118 221L116 222ZM153 223V221H152V219L149 217L148 218V220H147V223H145L148 227H150L151 229H152V236L153 237H155L156 238V235H155V232L153 231V229H154V227H153V225L154 224H152ZM196 223V222H195ZM212 223V222H211ZM253 223V222H252ZM84 224V223H83ZM162 224V223H161ZM171 224V223H170ZM172 224H174V223H172ZM176 224V223H175ZM197 224V223H196ZM258 224H260V223H257V225ZM30 225V224H29ZM85 225V224H84ZM167 225V224H166ZM165 224H164V227L166 226ZM198 225V224H197ZM9 226V225H8ZM22 226V225H21ZM173 226V225H172ZM172 226H170V228L172 227ZM177 226V225H176ZM179 226V227H180ZM163 227V226H162ZM195 227H197V226H195ZM252 228V227H251ZM22 229V228H21ZM20 229V230H21ZM33 229V228H32ZM67 229V228H66ZM163 229V228H162ZM174 229H176L175 227H174ZM181 229V228H180ZM198 229V228H197ZM196 229V230H197ZM261 229V228H260ZM164 230V229H163ZM173 230V229H172ZM202 230V229H201ZM160 231V230H159ZM170 231V230H169ZM182 231V230H181ZM218 231V230H217ZM223 231V230H222ZM259 231H261V230H259ZM31 233H32V231H30ZM161 232H162V230H161ZM168 232V231H167ZM177 232V231H176ZM175 232V233H176ZM179 232H180V230H179ZM195 232V231H194ZM225 232V231H224ZM264 232V231H263ZM16 233V232H15ZM217 233V232H216ZM247 233V232H246ZM19 234V233H18ZM177 234V233H176ZM181 234H183L182 232H181ZM252 234V233H251ZM250 234V235H251ZM254 234V233H253ZM162 235V234H161ZM196 235H198V234H196ZM206 235V234H205ZM209 235V234H208ZM70 236H71V233H70ZM145 236V235H144ZM222 236V235H221ZM248 236V235H247ZM15 237H17V236H15ZM40 237V236H39ZM73 237V236H72ZM160 238H163V236H159ZM203 237H206V236H203ZM210 237V236H209ZM213 237V236H212ZM249 237H251V236H249ZM18 238V237H17ZM30 238V236L28 237V239ZM60 238V237H59ZM253 238V239H252ZM257 238V236L254 234V235H252V237H251V240L253 241V240H255ZM260 238V237H259ZM218 239V238H217ZM248 239V238H247ZM37 240V241H38ZM65 240V239H64ZM68 240V239H67ZM206 240V239H205ZM250 240V239H249ZM260 240V239H259ZM1 241H2V239H1ZM0 241V242H1ZM37 241H35V242H37ZM38 241V242H39ZM63 241V240H62ZM167 240H165V242H166ZM236 241V240H235ZM239 241H241V240H239ZM262 241V240H261ZM14 242H15V240H14ZM53 242V241H52ZM59 242V239L57 240V242H55V244L57 245V243ZM206 242V241H205ZM4 243V242H3ZM62 243H64V242H62ZM167 243V242H166ZM215 243V242H214ZM249 243H250V241H249ZM263 243V242H262ZM9 245H10V242L8 243ZM27 244V243H26ZM38 244V243H37ZM169 244V243H168ZM260 244V243H259ZM31 245V244H30ZM124 245V244H123ZM213 245V244H212ZM219 245V244H218ZM262 245V244H261ZM48 246V245H47ZM62 246V245H61ZM111 246H112V244H111ZM113 246H115V245H113ZM167 246V245H166ZM204 246H208V245H204ZM240 246V245H239ZM250 246V245H249ZM27 247V246H26ZM49 247V246H48ZM139 247H141L140 248V252H138V254L136 255V256H134V259H133V261H131V262H127L126 260H125V256L123 257H121V256H114L113 255V253H112V255L113 256H111V258H110V261L109 262H111V264H178V262H179V260L180 259H182L183 258V251H179V252H176V251H174V252H176V253H174V256L173 257H171V258H161V257H163V255L160 257L157 253H156V248H155V246H154V243L152 242V241H146V242H144L143 244H141V245H139ZM209 247H211V246H209ZM246 247V246H245ZM5 248H7V247H5ZM11 248V247H10ZM25 248V247H24ZM164 248V247H163ZM253 248V247H252ZM12 249V248H11ZM52 249V248H51ZM60 249V248H59ZM255 249V248H254ZM1 250V249H0ZM5 250V249H4ZM9 250V249H8ZM15 250H16V246H15ZM18 250H19V248H18ZM56 250H57V248H56ZM177 250H181V249H177ZM251 250V249H250ZM54 251V250H53ZM58 251V250H57ZM252 251V250H251ZM4 252V251H3ZM39 252V248H37L36 250H35V253H38ZM219 252V251H218ZM255 252V251H254ZM257 252V251H256ZM57 253V252H56ZM59 253V252H58ZM192 253V252H191ZM243 253H247L246 252V249H244L243 248ZM16 254L13 252V251H7L6 253H4V254H0V264H65L64 262H63V257L61 258V257H59L58 258V260L57 261H54L53 260V258L51 257V252H49L48 254H46V255H44L43 256V259L42 260H37V257H34V255H33V253H32V250L31 249H28V250H25L24 252H23V255H22V257L21 258H17L16 256H15ZM42 255V254H41ZM261 255V254H260ZM250 257V256H249ZM248 257V258H249ZM255 257V256H254ZM257 258H253V260H256V264H264V257H258V256H256ZM222 258V257H221ZM243 258H244V256H243ZM245 258L247 259V257L245 256ZM231 259V258H230ZM251 260H252V258H250ZM232 260V259H231ZM244 260V259H243ZM251 260H247L248 261V263L247 264H249V262H251ZM233 261V260H232ZM246 261V260H245ZM253 262V261H252ZM243 263V262H242ZM245 263V264H246ZM241 264V263H240ZM250 264H252V263H250Z\"/></svg>","mask_w":264,"mask_h":264}]
</instances>
